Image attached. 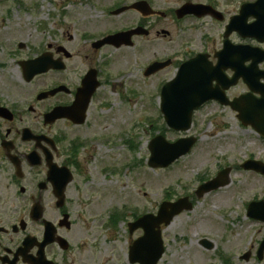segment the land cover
<instances>
[{
    "label": "flooded vegetation",
    "instance_id": "1",
    "mask_svg": "<svg viewBox=\"0 0 264 264\" xmlns=\"http://www.w3.org/2000/svg\"><path fill=\"white\" fill-rule=\"evenodd\" d=\"M6 1L24 5L30 11L38 7L32 1L23 4L22 0H0V8L5 7L0 10L6 17L11 15ZM44 1L57 11L50 13L49 19L71 16L75 23H92L93 29L78 34L75 48L79 53L75 55V49L64 47L63 35L58 38L54 34L50 42L42 41L18 61L22 86H16V93H0V264H111L106 259H86L88 244H101L97 235L89 242L90 227L99 219L89 210L92 197H69V190L72 186V190L80 191L90 181L88 159L80 155L91 140L82 139L74 131L89 128L95 106L106 103L105 87L122 86L124 73L109 74L114 52L129 48L140 56L142 47H155L161 37L172 36L169 39L174 41L172 32L179 31L184 36L177 48L137 65L143 76L153 63H167L154 75L173 71L157 86L158 112L161 114V88L175 77L181 64L191 62V68L205 70L216 67L211 85L218 100H209L200 109L214 106L219 113L211 116L218 118L229 113L241 130L264 145V112L249 107L264 105V0H168L167 4L159 0ZM65 6L72 7V11L64 12ZM99 22L107 25L100 27ZM118 33H124L123 42L129 44L95 46ZM67 39L72 41L73 36ZM27 47L26 43L17 44L19 50ZM17 54L15 49L9 51L10 57ZM41 56H45L46 70L27 80L23 63ZM232 102L234 108L230 106ZM247 112H256V118L245 115ZM161 119L164 122L162 114ZM247 160L264 166V152L258 157L250 153L235 164L237 170L264 180V173L241 167ZM103 170L110 173L115 169L108 166ZM221 170L223 167L216 175ZM169 195L168 191L164 197ZM250 197L245 206L246 218L261 228L258 240L244 256L260 264L264 262V249L260 251L264 240V191L255 190ZM249 202L255 203L253 217L247 216ZM158 207L159 203L156 210L153 207L146 212L156 213ZM106 215L105 227L109 230L125 219L130 237L142 234L140 229L129 231L128 223L140 215L137 212L129 221L123 211H109ZM126 261L129 262L128 255Z\"/></svg>",
    "mask_w": 264,
    "mask_h": 264
},
{
    "label": "rangeland",
    "instance_id": "2",
    "mask_svg": "<svg viewBox=\"0 0 264 264\" xmlns=\"http://www.w3.org/2000/svg\"><path fill=\"white\" fill-rule=\"evenodd\" d=\"M30 1L36 2L38 7L30 11L24 5L6 1L9 3L5 6H11L8 12L11 15L6 17L0 10V93H16V86H22L18 61L31 54L42 41L50 42L54 34L58 38L63 35L64 47L75 49V55L79 53L75 48L78 34L93 29L92 23H75L71 16L51 20L50 13L57 12L53 4L46 5L44 0H22L23 4ZM163 1L168 2L159 0L161 4ZM72 9L65 6L64 12L70 13ZM98 24L107 25L106 22ZM173 34L174 41L169 39L172 36L161 37L155 47H142L140 56L129 48L114 52L109 74L124 73L122 86L119 89L105 87L106 103L95 106L89 128L74 131L82 139L91 140L80 155L88 159L90 181L80 191L72 190L71 186L69 197H92L89 210L99 219L90 227L89 242L97 235V242L101 244L95 247L88 244L86 259L129 264L127 247L136 233L129 236L125 219L109 230L105 227L106 213L123 211L129 221L134 211L142 214L153 207L156 210V204L164 200L169 191L171 201L190 196L193 209L181 212L168 226L162 227L165 251L158 264H257L240 257L251 250L260 235L261 227L246 218L245 206L253 191H264V180L235 168V164L250 153L258 157L264 152V145L257 142L254 135L241 130L229 113L221 118L212 117L211 114L219 113L218 109L204 107L194 113L193 125L187 132L198 138L192 150L164 169H152L147 164L148 143L152 137L161 133L167 140L174 141L184 135L167 130L158 112L157 86L170 78L173 71L145 77L137 66L141 62L145 65L154 55L159 58L172 47L177 48L184 35L175 29ZM69 35L73 36L72 41H68ZM19 42L28 47L19 50ZM144 45L152 43L144 42ZM12 49L19 54L10 57ZM79 60L74 58V61ZM108 166L115 170L104 172L103 168ZM225 166L234 167L229 173L230 182L197 197L195 190L203 183L201 180L213 178ZM202 239L211 241L213 246L204 248L200 244Z\"/></svg>",
    "mask_w": 264,
    "mask_h": 264
},
{
    "label": "water",
    "instance_id": "3",
    "mask_svg": "<svg viewBox=\"0 0 264 264\" xmlns=\"http://www.w3.org/2000/svg\"><path fill=\"white\" fill-rule=\"evenodd\" d=\"M255 30L258 32V26H256ZM130 34L128 33V36ZM124 35V33H119L106 37L102 41L97 42L95 46L99 47L106 43L114 44L115 46L129 44L126 41L123 42ZM166 65V62L161 64L154 63L145 71V76L153 74ZM23 66L25 73L28 75L27 79H29L33 75L46 70L45 56L26 61ZM216 70V67H212L211 70H205L201 67L191 68V62H185L180 66L176 77L162 87L160 108L169 127L178 131L188 130L191 126L193 111L207 100L218 98L216 89L211 85L213 78L216 76ZM230 104L234 107L233 102ZM249 107L254 109L261 108L264 112V105L262 104H256V107L254 104H250ZM245 115L256 118V112L255 115L250 112L249 114L248 112L245 113ZM260 118H262V115L258 117V119ZM244 123L245 125L248 124V122ZM250 123L256 126L254 121ZM195 141V137H182L174 142L167 141L162 135L154 137L148 147L150 150L149 166L152 168L167 167L179 157L187 154ZM244 167L264 173V168L259 162L249 161L246 162ZM229 173L230 168L221 170L214 178L201 184L196 190V195L201 197L205 193L227 185L229 183ZM253 204L251 203L248 206V216H252ZM192 208L193 205L189 197H181L173 202L164 201L160 204L157 214L147 213L137 218L134 222L129 223V231L131 233L136 229L143 230V235L137 238L129 247V261L139 264H157L164 253L161 225H169L178 214L183 211H189ZM201 244L205 248L213 246L206 239H203ZM263 249L264 241L260 246V251Z\"/></svg>",
    "mask_w": 264,
    "mask_h": 264
}]
</instances>
